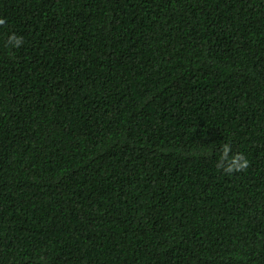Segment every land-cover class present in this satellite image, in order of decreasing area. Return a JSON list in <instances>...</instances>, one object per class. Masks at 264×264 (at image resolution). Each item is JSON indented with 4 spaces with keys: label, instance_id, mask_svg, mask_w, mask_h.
<instances>
[{
    "label": "trees",
    "instance_id": "1",
    "mask_svg": "<svg viewBox=\"0 0 264 264\" xmlns=\"http://www.w3.org/2000/svg\"><path fill=\"white\" fill-rule=\"evenodd\" d=\"M0 18V264H264V0Z\"/></svg>",
    "mask_w": 264,
    "mask_h": 264
},
{
    "label": "clouds",
    "instance_id": "2",
    "mask_svg": "<svg viewBox=\"0 0 264 264\" xmlns=\"http://www.w3.org/2000/svg\"><path fill=\"white\" fill-rule=\"evenodd\" d=\"M6 20L0 18V26H3ZM11 48H19L24 44V38L12 33L6 41ZM250 167V160L243 152H233L232 144L225 142L221 145L218 157L215 161V168L218 172L224 174H234L245 172Z\"/></svg>",
    "mask_w": 264,
    "mask_h": 264
}]
</instances>
